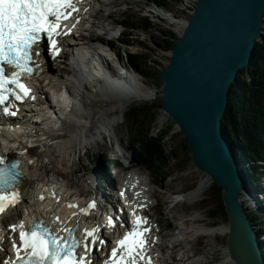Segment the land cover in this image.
I'll return each instance as SVG.
<instances>
[{
	"label": "rangeland",
	"instance_id": "374dc122",
	"mask_svg": "<svg viewBox=\"0 0 264 264\" xmlns=\"http://www.w3.org/2000/svg\"><path fill=\"white\" fill-rule=\"evenodd\" d=\"M154 2L156 1L154 0ZM183 2L185 4H182V0H170L168 4L164 5L169 8L164 13L171 14L173 22L156 17L157 13L153 15L149 11V7L153 6L151 0H114L112 9L105 11L106 14L110 13L107 22H112V26L117 28V32L123 31L124 35H121L118 40H114L115 47H112L117 50V60L123 59L125 64L132 65L134 71L142 77V83L159 88V90L161 85L159 76L151 78L143 75L135 68L131 55H143L144 59L141 62L143 68L147 67V69L160 72L166 66L172 51L166 47L167 42H176L185 27L180 22L189 20L193 11H191L194 5L192 0ZM102 16L105 17V13H102ZM108 35L111 36V34ZM104 43L107 44L106 41ZM109 45L111 47V41ZM61 74L67 76L72 72L68 69ZM239 77L242 78V75L240 74ZM127 106L128 108L121 116V122L113 134L102 131L98 135L102 127L99 126V123H95L92 130L87 133L86 144L79 147L77 157L73 158L71 162L61 163L56 159L48 161L47 170L41 177L53 176L54 172H58L57 175L60 178L66 179L65 183L76 184L77 188L73 190L76 192L77 189L86 190L85 179L90 177L89 181L91 182L94 177L97 178L98 173V176L104 178L105 166L110 161L123 159L125 164H129L131 160H138L136 157L140 155L139 149L133 145L132 141L136 123H134L135 117L131 112L133 109L143 110L137 120L136 131L145 129V134L148 135L152 129L153 134H164L163 144L168 157L165 163L156 162V165L152 166L161 174L158 175L160 183L156 184L160 186L158 190L162 197L159 199L163 201V216L157 210L160 208V204L154 213L163 227L165 259L169 264H219L229 254L228 235L206 236L200 233L188 235L183 232L182 226L185 227V230L190 231L192 223L205 224V226L228 224V216L218 213L221 209L220 205L223 203L222 190L205 171L197 167L186 136L176 121L163 110L160 95L149 100L134 99ZM113 114L114 112H108L109 116H113ZM126 154L130 156L128 160H125ZM174 154H177L178 158H173ZM207 177L211 184L200 200L194 204L185 200V193L195 188L202 178L207 179ZM252 193L245 191L242 198H245L246 194ZM252 196L256 198V201L253 199L252 203L246 196L243 202L245 212L247 209L248 212H252L254 208L261 205L262 195L253 193ZM257 211L264 214V211ZM215 212L218 215L213 217ZM195 214H200L202 217L194 219ZM260 238L264 239L262 235ZM168 244L171 245L169 250Z\"/></svg>",
	"mask_w": 264,
	"mask_h": 264
},
{
	"label": "water",
	"instance_id": "95a60500",
	"mask_svg": "<svg viewBox=\"0 0 264 264\" xmlns=\"http://www.w3.org/2000/svg\"><path fill=\"white\" fill-rule=\"evenodd\" d=\"M263 34L264 0H198L159 72L163 110L186 136L197 167L222 190L236 264H264V251L243 206V179L222 117L240 70L255 65Z\"/></svg>",
	"mask_w": 264,
	"mask_h": 264
},
{
	"label": "bare ground",
	"instance_id": "6f19581e",
	"mask_svg": "<svg viewBox=\"0 0 264 264\" xmlns=\"http://www.w3.org/2000/svg\"><path fill=\"white\" fill-rule=\"evenodd\" d=\"M94 5L93 9L90 13L91 20L94 22H90L89 20L85 21V30H90L91 28L96 29H107L111 35H117V29L112 27V22H107V17L110 13L106 14L105 11L112 9L114 0H93ZM184 0H182V4ZM187 1V0H185ZM193 2V9L191 8V16L194 12V8L198 2V0H192ZM148 4V3H147ZM185 4V3H184ZM149 7V4H148ZM153 7V6H152ZM152 7H149V11L152 12ZM190 7V6H189ZM102 12L105 13V17L102 16ZM155 15L158 18H162L164 20H171L172 16L168 19L163 17L161 12H155ZM172 21V20H171ZM174 21V19H173ZM172 21V22H173ZM70 22L76 23L75 19H70ZM188 20H184L180 22L182 25L185 24ZM264 35V34H263ZM262 38V37H261ZM260 38V39H261ZM96 42V41H94ZM106 44L101 43H94L93 48L90 52H94L97 54L100 59L97 61L98 67L91 66L94 70L89 72H83L80 74L78 69L74 70L73 74L70 75H61L59 72H55V75L62 76V82L66 84V88L69 94L72 96V104L73 107L66 113L62 114V119L60 117L62 110L58 107V104L52 101H48L50 104L51 113H59L58 119L54 117L55 123H58V127L55 125L51 126H44L41 127V121H45L46 118H53V115L47 114L40 117V119L36 120H28L27 126L31 127L35 131L45 130V132H50L52 135H57L56 140L51 143L44 144L43 142H39L40 144L34 149V151L30 152L31 155H27L24 157V168L26 171V176L23 179V188H22V200L24 204H28L26 209H39L40 212H47L48 214L54 213L55 215L59 216V219L66 225L70 223L76 222V218L73 214L76 212L74 210V205L76 203L81 204L82 200L84 199V195L80 193L72 194L76 184L74 183H65L66 179L63 177H59L57 174L41 177V175L46 172L47 170V163L48 161H59L63 162H71V160L77 157L78 149L80 146L86 144L87 141V133L92 130L93 125L95 123H99V126L102 127V130H99L98 135L102 133V131H106L107 133L113 134L116 131V127L121 122L120 118L127 110V104L134 99L138 100H149L153 99L154 97H158L160 95L159 88L148 86L142 81H140L141 77L133 70L124 71L123 75L129 79V81L134 82L133 86L130 87V82L125 83L122 80V77L117 75H112L111 77L106 75V62L112 70L119 69V64H125L123 59L120 61L117 60L116 54L117 50H114ZM122 58V56H120ZM91 59V57L89 58ZM89 59L87 58L86 61L88 62ZM112 59V60H110ZM88 65V64H87ZM129 68L130 64H128ZM89 67V68H91ZM44 74L46 71L43 72L36 80V88L38 93L40 94L41 98L48 92V84L39 83L41 78H44ZM139 77V78H138ZM102 78H106L110 83L109 86L105 87L101 84ZM101 84V85H100ZM113 84L116 87L115 90L113 89ZM113 86V87H112ZM51 88H56L53 86ZM105 88V89H104ZM123 91V94H120L116 91ZM157 90V91H156ZM59 88H56V92L58 93ZM107 92L106 94H104ZM157 92H159L157 94ZM109 105L104 107V102ZM115 101L114 103L112 101ZM44 102V100H43ZM108 112H114L113 116H109ZM40 116V115H39ZM46 123V122H45ZM123 123V122H122ZM48 125V124H47ZM101 129V128H100ZM101 132V133H100ZM153 133V132H152ZM157 135V133L153 134ZM34 137V135L32 136ZM34 139H37L35 137ZM41 141V140H40ZM14 142V141H12ZM126 156H128L126 154ZM31 158L34 161L31 163ZM65 165V164H64ZM65 167V166H64ZM52 176V177H51ZM47 178L48 183H55L58 185V193L61 195V199L58 201H49L47 195L44 191H42L41 187L43 186L44 179ZM90 178V177H89ZM88 179H85L87 186H91L88 184ZM131 176H127L123 178L121 181L115 180V184L120 187L122 190H126L132 197L135 196V192L128 186V182L130 181ZM95 181V177L93 178ZM207 179L202 178L198 185L193 188L192 190L188 191L184 195V199L190 201L191 203H196L200 200L201 196L206 191L207 187L211 184V182ZM108 185L111 186L113 182L107 178ZM94 183H92L93 185ZM144 184L149 185L144 178ZM85 187V186H84ZM82 188V187H81ZM83 189V188H82ZM32 193V197L27 199V192ZM81 191V190H80ZM86 192V190H84ZM248 200H251L253 203V199L256 201V198L253 196L246 195ZM242 198V202L246 199ZM79 197L80 200L77 198ZM139 200V197H134L133 200ZM57 213H56V212ZM109 216V213H107ZM200 214H195L193 217L194 219L200 217ZM202 217V216H201ZM199 221V220H198ZM78 225V224H77ZM190 231L185 230V227L182 226V230L184 233L191 235L193 234H205L210 236H216L218 234L227 235L228 234V224L221 225V226H205V224L199 223H192ZM157 227H155L156 229ZM264 238V235H262ZM160 243V246H157ZM164 243L159 241L157 244L152 246L154 249V260H156V264H169V262L164 259L163 256V247ZM219 264H236L235 261L230 257L229 254L225 256L224 259L221 260Z\"/></svg>",
	"mask_w": 264,
	"mask_h": 264
},
{
	"label": "snow or ice",
	"instance_id": "6c2138e0",
	"mask_svg": "<svg viewBox=\"0 0 264 264\" xmlns=\"http://www.w3.org/2000/svg\"><path fill=\"white\" fill-rule=\"evenodd\" d=\"M76 2L74 0H0V92H10L17 100L23 99L20 93L24 96L29 94L30 89L21 83L19 78L31 72L28 64L33 58V45L44 33L51 41V47L56 49L57 42L54 37L67 34L66 31L61 30V25L63 21L72 17V13L79 11ZM4 65L20 71H14L11 76H6ZM9 84L15 85L20 91L9 89L7 87ZM6 98L5 95H0V104H4ZM0 163L3 161L0 160ZM9 199L11 203L17 202L14 196ZM6 202L5 195L0 191V213L5 210ZM142 223L147 221L138 217L137 227L118 242L119 247L125 249L127 255L131 257L130 264H136L137 256L143 258L142 253L147 243L144 233L149 230L146 228L141 230ZM20 227L23 229V224ZM65 231L67 236H58L50 229L39 225L29 231H21L22 247H17V261L21 264H86L84 259L75 255V250L81 246V242L75 239L73 229ZM96 231L97 229H93L86 232L87 236L93 237V244ZM84 247L87 251L88 244L85 243ZM117 251V248L112 249V259L105 264H125L124 254L118 257Z\"/></svg>",
	"mask_w": 264,
	"mask_h": 264
},
{
	"label": "trees",
	"instance_id": "16d2710c",
	"mask_svg": "<svg viewBox=\"0 0 264 264\" xmlns=\"http://www.w3.org/2000/svg\"><path fill=\"white\" fill-rule=\"evenodd\" d=\"M156 1L164 6L170 0ZM176 42H167L166 47L173 49ZM131 58L135 68L143 75L151 78L159 76V72L141 67V62L144 59L143 55L133 54ZM254 61L255 65L240 70L242 78L239 77V82L230 91L225 122L227 131L233 141V151L240 167L244 189L247 192L264 193V35L261 41L257 43ZM142 112L143 110L137 111L135 109L131 112L135 117L134 123H136L132 141L134 145H137L141 155L150 163L153 165H156V162L165 163L168 157L165 154L167 151L163 144L164 134L157 133V135H153L152 129L148 132V135L145 134V129L136 131L137 120ZM172 157L178 158V155L174 154ZM220 208L218 213L227 215L223 203ZM246 212L256 231L264 235V215L257 210L248 212L247 209ZM217 215V212H215L212 216L216 217ZM262 247L264 250V241Z\"/></svg>",
	"mask_w": 264,
	"mask_h": 264
}]
</instances>
